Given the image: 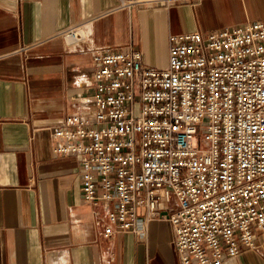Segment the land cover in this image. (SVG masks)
<instances>
[{
    "label": "built area",
    "instance_id": "1",
    "mask_svg": "<svg viewBox=\"0 0 264 264\" xmlns=\"http://www.w3.org/2000/svg\"><path fill=\"white\" fill-rule=\"evenodd\" d=\"M82 34L77 26L64 36L79 45ZM169 43L166 69L132 46L90 49L92 70L75 81L84 92L77 111L51 130L54 153L80 158L101 237L146 242L151 223L166 222L181 264H225L262 248L264 23Z\"/></svg>",
    "mask_w": 264,
    "mask_h": 264
},
{
    "label": "crops",
    "instance_id": "2",
    "mask_svg": "<svg viewBox=\"0 0 264 264\" xmlns=\"http://www.w3.org/2000/svg\"><path fill=\"white\" fill-rule=\"evenodd\" d=\"M0 0V264H181L170 225L104 238L83 199L80 158L54 153L52 128L77 111L90 49L129 46L166 69L169 37L264 23V0ZM162 1V2H161ZM80 26L79 45L64 33ZM243 249L225 264H264Z\"/></svg>",
    "mask_w": 264,
    "mask_h": 264
},
{
    "label": "rangeland",
    "instance_id": "3",
    "mask_svg": "<svg viewBox=\"0 0 264 264\" xmlns=\"http://www.w3.org/2000/svg\"><path fill=\"white\" fill-rule=\"evenodd\" d=\"M197 142H198V144H201V145H203V143H204V140H203V137H202V135H201V134H198V135H197Z\"/></svg>",
    "mask_w": 264,
    "mask_h": 264
}]
</instances>
